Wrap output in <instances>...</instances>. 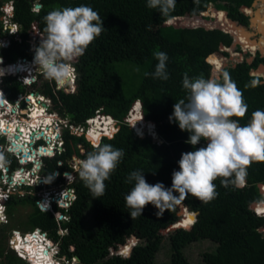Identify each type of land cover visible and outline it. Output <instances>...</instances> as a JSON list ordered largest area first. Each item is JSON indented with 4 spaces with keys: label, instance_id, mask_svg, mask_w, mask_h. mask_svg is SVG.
<instances>
[{
    "label": "trees",
    "instance_id": "16d2710c",
    "mask_svg": "<svg viewBox=\"0 0 264 264\" xmlns=\"http://www.w3.org/2000/svg\"><path fill=\"white\" fill-rule=\"evenodd\" d=\"M7 1L13 2L12 20L20 27V39H11L10 46L1 51L0 55L7 63L21 57L31 58L32 38L29 31L35 24L40 37L36 42L38 47L46 36L44 17L50 11L86 5L99 13L105 30L72 64L75 91L65 93L56 89L54 80H45L34 90L50 99L51 111L61 119H68L71 126L85 129L86 121L97 113L110 116L116 122L117 131L111 137H102L100 143L122 149L124 156L115 172L105 181L104 195L94 197L84 186L78 171L72 168L73 165L79 168L77 161L85 159L94 148L90 144L88 149L80 147L81 136L71 133L68 127L64 128L63 150L52 157L42 158L40 175L50 185L63 182V173H74L73 181L67 186L73 190L74 200L66 209L58 207H64V202L55 205L56 214L63 213L67 219L59 221L52 212L39 209V198L35 193L41 187L23 195H11L5 204L8 225L0 227V264H26L7 249L4 240L6 226L45 232L57 244L58 255L68 260L76 258L75 264H156V256L165 241L169 247L167 264H189L183 254L184 249L206 239L215 244V249L202 254L204 264H264V199L257 188V184L264 185V162L250 165L243 187L232 184L225 187L221 178L215 180L218 195L206 204L189 195L174 210L165 211L159 217L157 209L149 204L143 209L141 217L135 219H130L131 210L125 204V196L135 183L125 182L131 172H143L150 185L162 183L165 188H171L172 173L179 171L181 154L207 146L206 140H201L194 147L186 143L189 133L182 132L174 120L170 122L169 117L175 103L181 99L187 101L188 92L182 85L184 74L187 73L189 78L203 76L209 79L210 69L215 74V64L220 59L219 46L229 47L233 36L202 26L164 25L170 18L162 16L158 8H149L148 0H0V8ZM255 1L176 0L171 19L191 14L196 15L192 18L215 21L225 16L227 21L247 27L249 17L243 14L240 7H247L243 8L245 12ZM35 3L40 5L38 12L33 11ZM210 7L212 9L206 13ZM1 16L0 10V36H6L1 32ZM236 27L232 30L233 35ZM240 38L247 40L245 33H240ZM156 52H165L168 56L166 68L169 78L166 81L144 75L145 72L154 73L158 63L154 55ZM260 64H264V57L257 52L250 62L245 57L240 63H229L221 68L218 75L220 77L227 71L243 94L247 113L238 119L241 126L249 123L254 111L264 110L263 80L250 74ZM5 73L14 74L9 65L0 66V76ZM253 81L258 82L257 86H252ZM1 86L10 101L23 92L22 85L12 77L4 78ZM3 96L0 91V106L5 109L8 104H5ZM29 100L30 96L27 102ZM136 101L142 103L141 118L155 124L162 143L153 141L146 134L138 135L125 122ZM20 110L27 113L26 105ZM28 153L27 159L31 161L37 154H51V151L44 149L42 152L40 149L35 152L33 149ZM5 163L10 170L17 166L10 155H6ZM176 195L179 196V193ZM252 203L253 210L260 215L251 209ZM179 206L184 207L179 219L181 223L193 224L189 228H177L162 234V230L175 223L177 225L175 212ZM26 207L29 209L24 215L18 214L19 209ZM193 213L196 214L195 221ZM59 228L65 233L60 234ZM34 237L33 257L29 262L31 264L35 260V264H47L45 257L50 253L40 242L41 238ZM130 239L136 240L131 252L130 244L120 252L129 255L116 254L119 247ZM110 250L114 253L110 254Z\"/></svg>",
    "mask_w": 264,
    "mask_h": 264
},
{
    "label": "clouds",
    "instance_id": "9594fccd",
    "mask_svg": "<svg viewBox=\"0 0 264 264\" xmlns=\"http://www.w3.org/2000/svg\"><path fill=\"white\" fill-rule=\"evenodd\" d=\"M175 2L148 0L147 6L158 8L162 16L171 19ZM44 21L46 36L35 49L34 64L39 65L46 78L62 83L74 74L70 62L82 56L105 30L103 19L90 6L81 5L54 9L44 17ZM154 55L158 61L155 71L151 74L145 72L144 75L168 80L167 54L156 52ZM257 84V81L252 82L253 87ZM182 85L188 92L187 101L181 99L174 104L169 120H174L182 132L189 133L186 143L194 147L201 140H206L207 146L181 154L179 171L172 173L171 188H165L162 183L150 185L143 172H131L125 181L135 182L125 196L126 207L131 210L130 219L141 217L143 209L149 204L157 209L159 217L165 211L174 210L189 195L205 204L209 203L218 195L215 180L221 178L225 187L229 184L243 187L250 165L264 162V110L254 111L247 125L238 123V119L247 113V104L227 71L220 77L209 79L203 76L189 78L185 73ZM140 109L142 111V105ZM126 122L131 126L129 120ZM93 148L85 159L77 161L78 174L91 194L101 197L105 193V181L115 172L124 151L115 149L111 144H101L100 141H95ZM45 259L47 264H58L53 254L47 255ZM74 261L77 262V259Z\"/></svg>",
    "mask_w": 264,
    "mask_h": 264
},
{
    "label": "rangeland",
    "instance_id": "374dc122",
    "mask_svg": "<svg viewBox=\"0 0 264 264\" xmlns=\"http://www.w3.org/2000/svg\"><path fill=\"white\" fill-rule=\"evenodd\" d=\"M261 5H264V1L263 0H256L253 3V5H252V10L255 11V12L258 11L259 10V7ZM210 9H212V8L210 7L205 12L206 13H209V10ZM248 10H251V9L249 8ZM248 10H246L245 12L243 10L242 12H243L244 15H246V16L249 17V26H247V27H244L243 26V28L241 27L242 29L240 27H236L234 24H232L231 22H229L227 20L224 21L222 17L217 18V20H215V21H214V19H210L209 20V18H207L205 21H202V23L199 22L200 24L197 21L196 22L195 21H192V24H194V25L196 24L195 25L196 27L202 26L203 28H205L207 30H210V31L211 30L218 31V32L220 31L223 34L225 33L224 31H226V32L230 33L232 36H233V34H232L233 31L232 30L236 27V29H237L236 30L237 31V34L236 35L238 37H239L240 33L244 32L246 34V36H248L251 41L259 42V40H261L260 38H263L264 35L262 34V32L259 31V24L257 22H254L253 24L251 23V20L253 22L254 17H253V15H250L249 14V11ZM193 16H196V15L187 14V15H184L183 17H181L182 18L181 22L179 20H174L172 23H176L177 24L178 21H179L178 22V25H179V23H182V21L185 22V23L186 22L188 23L189 21H191V18ZM29 32H30V36L32 38L30 40V50L32 48V50L35 51V49L37 48L36 42L38 40H40V37L37 34H35L34 29H33V26H32V31H29ZM225 34L227 35V33H225ZM14 36L15 35H13V37ZM7 38L10 39L12 37L7 36ZM236 39L238 41H241V45H239V44L236 45V46H238L237 48L235 47L234 49H231L230 47H225V49H223V47H222L221 49H218V51H220L219 57H220V59H222V61H221L220 64L216 62L217 64H215V65H217L218 67L221 66L220 68H222V67L226 66L229 63L230 64L240 63V62H242V60L245 57H246L247 60L250 61V60H252L253 56L257 52L260 53L262 57H264V50H261L259 46L257 47V49L255 51H252V49H251L250 52L249 51H243L242 50V41H245V40L242 39V38H237V37H236ZM232 41L233 40L231 38V42ZM262 46L264 48V44ZM228 50H230V52H233L232 53L233 56L231 55V53ZM73 62H75V61L73 60V61L70 62L72 68H73V65H72ZM22 66L23 65H20V67H22ZM33 70L35 72L32 74L34 76V81L32 82V84L31 85H27V86H22V88H23V94H22L23 95L22 96L23 98H22V100H20L21 98L19 96H16L11 102L14 105H16V106L18 105L19 108L23 107V105H27L26 107L28 109H30V110H31V108L33 110V108H35V104H36V108H38V109L40 108L42 110V114L44 116H47L49 118V120L51 122V125L48 126L47 128H49V130H50L49 132H50L51 135H50L49 139H47V137H40L38 141L35 140L34 144H31V146H33L34 149H37L38 148L37 147L38 145H41V146H49V145H51V142L54 143V138H55L54 136L55 135H58V136H56L57 138L55 140V143L61 141L62 140V133H63V129L64 128H67V127L69 128L70 127L71 130H72V128H76V127L69 125L68 124V122H69L68 119H61L56 113L52 112L51 111L52 102L50 101V99H48L47 97L43 96L38 90H34V87L35 86L38 87L43 81L50 80V79H48V78L45 77V75L42 73L41 69L38 70L36 68H33ZM212 70L213 69L211 68L210 71H209V76H211V75L213 76L214 75L212 73ZM219 72H221V69L219 70ZM250 74L252 76L261 77L262 80L264 81V67L262 69L252 70ZM73 76H75V72H74V74L72 76H70V79ZM6 77H8V76L7 75L2 76L1 79H4ZM18 78H20V76H17L14 79L17 81ZM66 82L67 81H65L64 83H66ZM55 83H56V88H59L60 86H62V83H57V82H55ZM64 87L65 86H63V88ZM64 89H66V90L63 91L65 93H73L75 91V89H76V84H74V85H72L70 87L64 88ZM68 90L70 92H68ZM29 91L30 92L33 91L32 98H33V100L34 99L36 100L34 103L32 101H28L27 102V100L24 99V96H26V94L29 93ZM15 100H19V103L16 104L15 103ZM2 108L3 107L0 106V111H1ZM3 113H5V111ZM52 113H54V114H52ZM129 114H130V112H129ZM129 114H128V116H129ZM1 115L3 116L2 117V120L5 121V123H7V124L4 125L5 126V129L2 128L3 129L2 134H7L8 129L10 128L9 126H7V125H9V123H13L14 122V123H16L15 124V127H17L18 125H21V126H23V128L28 129V125H29L28 122L31 121L30 118H29L30 116L27 113H20L19 114V113L12 112V114H4L3 115L1 113ZM99 116H101V115H99ZM14 118H16V120ZM126 119L128 120V118H126ZM143 119H144V117H143ZM11 120H13V121L10 122ZM144 121H146V120L144 119ZM147 122H149V121H147ZM32 123H33V121H32ZM38 123H41V122H38ZM111 123H113L112 125L115 127V125H116L115 121L112 120ZM95 125H93V122L91 121V124H89V125L87 124V127L85 129H81V128L79 129L78 128L79 130H81L80 132H78L76 134L78 136H81L79 138V145H80V147L81 146H85V148L88 149L89 148V144L93 146L94 143L92 144V142H90V139L88 138L87 134H88V132L91 131L90 128L94 127ZM131 126H132V124H131ZM110 132H112V129L109 130V133ZM142 133H140V134H142ZM146 133L147 132L145 131V134ZM97 141H100L99 138L97 139ZM0 143L3 144L4 142H2V140H0ZM62 143H63V140H62ZM6 144L4 143L2 146L5 147ZM58 147L56 149H61V151L63 150V146H61V148H58ZM48 149H50V148H48ZM4 150L5 149H3L1 151V153H0V156H2V158L4 157L3 156L4 155L3 153H5ZM52 154H54V151L52 152ZM35 159L40 161L42 159V157H40L39 155H37L36 158H34V160ZM30 165H31L30 163L24 164V165H18V168H21L22 167L24 169L29 170L30 169ZM40 165L41 164H39V166ZM16 168H17V166H16ZM72 168H73L74 171H78V166L76 167L75 165H73ZM34 169L36 170L37 176L41 178L40 170L39 169H36V168H34ZM10 172H11V170H10ZM62 178H63V182L57 183V184H50L49 186H47V188L48 187H49V189L50 188H53L52 190H54V192H52L51 195H54L55 197H54V200L51 199V204H54V205L57 204V202H58L59 199H58V196L56 194L59 195L62 191H65V190H68L69 189L67 186H68V184L70 182L73 181V179H74V173H63L62 174ZM45 179L46 178H44V182H37L36 184H32L31 185V187H33V188H35V186H37V185L38 186L41 185V188H42V191L41 192L43 193L44 196H46L45 195V192L47 191V189L45 188L46 186H44V184L47 182ZM21 183L23 184L22 187L21 186H18V188L20 187V189L21 188H25V185L26 184H31V182H27V181H24V182H21ZM45 185H47V183ZM55 192H56V194H54ZM68 200L70 201L71 200V197H68ZM58 207H60V206H58ZM183 208H184L183 206H179V208L175 212V214L177 216V222L181 218V214H182V209ZM28 209L29 208H27V207L26 208H23V209H19V211H18L19 213L18 214L24 215L28 211ZM5 225H8L6 215H5L4 222L2 224H0V227H4ZM189 226L191 227V225H188V228H189ZM188 228H184V229H188ZM13 230H18L20 233L26 232V231H23V229H17V228H14V227H11L10 228V227H7V226L5 227V230H4L5 239L4 240H5V244H6L7 249L10 250V251H12L11 250L12 248L10 247L9 243H10V240H11L10 237L12 235V231ZM59 230L61 231L60 234L65 233V231L63 229H60L59 228ZM161 232H162V234L165 235V234H167V229L162 230ZM16 235H18V233ZM135 243H136V241H132L131 240L130 245L132 246ZM38 249H40V247ZM214 249H215V244L212 241L206 239V240H201L199 242H195V243L190 244L189 246H187L186 249H184L183 254H184V256L187 259V261H188L189 264H204V262L202 261V254L205 253V252H212ZM36 251L37 250H35V252ZM57 251H59V249ZM120 252H121V250L118 249V251L116 252V254H119V255H122V256H126L125 255L126 252H122L121 254H120ZM13 253L15 254V252H13ZM112 253H114V251L110 250V254H112ZM30 257H33V256L29 255L28 258L30 259ZM53 258L56 259V260H59L63 264H73V263L75 264L76 263L73 259L68 260L67 258L61 257L58 254H57V257H56V254L53 255ZM21 260L23 262H25L26 264H30V262L27 259H25V260L21 259ZM168 260H169V247H168L167 241H165L163 243V245H162V248L160 249V251L158 252V254L156 256L155 263L156 264H167L168 263ZM30 261H32V260H30ZM31 264H35V260H33L31 262Z\"/></svg>",
    "mask_w": 264,
    "mask_h": 264
},
{
    "label": "built area",
    "instance_id": "2783aa9c",
    "mask_svg": "<svg viewBox=\"0 0 264 264\" xmlns=\"http://www.w3.org/2000/svg\"><path fill=\"white\" fill-rule=\"evenodd\" d=\"M37 6H40V5L37 4V3H35L34 6H33V11L34 12H38L39 11L40 8H37ZM0 10H1V13H2V16H1L2 31L1 32L4 35H6V36H0V54H1V51L3 49H6V48H8L10 46L11 39H13V40H19L20 39V27H19V25L16 22H13V20H12L13 13H14V6H13V2L12 1L5 2L2 5V7L0 8ZM179 18H181V17L173 18L172 20H170V23L171 24H174L172 22L174 20H179ZM194 27H196V26L194 25ZM33 29H34L35 34L39 35V32H38L35 24H33ZM13 35H15V36L13 37ZM7 36L12 37V38L9 39V38H7ZM34 56H35V51H33L32 48H31V58H22L21 57V58H17V60H15V61H13L11 63H7L4 60V58L0 55V66H8V65L17 66V65H23V69H25L24 67H25V65H27L26 69H30L29 70L30 71L29 72V75H30L32 81L29 82V83H27L26 82L27 77L26 76H23L22 73H19V74H7V73H5V74H3V75L0 76V79H1L2 76H5V75H7L8 77H12V78H15L17 76H20V78H18L17 82H19L22 86L31 85L32 82L34 81V76L32 74L35 71L33 70V68H36V69L40 70L39 65L34 64ZM219 74H220V72L217 73L216 75L215 74L213 76L211 75L209 78L218 77ZM74 78H75V76L71 77V79L69 77V81H67L64 84L62 83V86H60L59 88H56V89H61L63 91L66 90L64 88L70 87V86H72V85L75 84V79ZM63 86H65V87L63 88ZM55 87H56V83H55ZM68 92H70V91L68 90ZM17 96H19L21 98L20 100H22L23 97H22L21 94H17ZM29 96H30V94L27 95V96H24V99L27 98V97H29ZM15 103L18 104L19 103V100H15ZM15 106L16 105H14V104L11 105V107H13V108H15ZM16 107H18V105ZM0 112L4 115V113H3L4 111L1 110ZM1 113H0V115H1ZM52 114H54V113H52ZM99 115L103 116V114L97 113L95 115V117H93L91 119H88L86 121V124H88V125L91 124V121L94 120L95 118L99 117ZM12 121L13 120H11L10 122H12ZM126 121L127 120H125V122ZM78 128L79 127L72 128L73 131L70 128L71 133L77 134L78 132H80L81 130H79V129L81 127L79 129ZM109 128L112 129V132L109 133L108 131H105V132L102 131L101 135L99 136V140L103 136L111 137L117 131V126L116 125H115V127L114 126L113 127L109 126ZM81 129H83V128H81ZM41 132H42V130H41ZM15 133H17V132L15 131ZM3 135L4 134H2L1 131H0V140H2V142H4L5 144L7 143L5 147L2 146L4 143L3 144L0 143V153H1V151L3 149H5L4 150L5 153H3L4 154L3 155L4 157L2 158V156H0V224H2L4 222V219H5V204H6V202L8 201V199H9V197L11 195H23L26 192L33 190V187H31L32 184H36L37 182H44V178L42 176H41V178L38 177L37 174H36V170L34 169V168H36V169H39L40 170V166L41 165L39 166V164H41V160L42 159L40 161L39 160H36V159L33 160V161H31V162L28 161L27 156L24 157L22 155L25 151L23 149H21L20 151H18V150H11L10 148L12 146L10 145V141L8 140V137L9 136L6 137L5 135L4 136ZM56 136H58V135H55L54 136L55 138L53 137L54 138V143L51 142V145H49V146H41V145H38L37 146L38 147L37 149H34L33 146H31V147L35 150V152L37 150H40V149H42V152H44L43 149L50 148L51 154L42 153V154H39V156L42 157V158H44V157H50V156L52 157V156H54V154L56 152H60L61 151V149H56V148L58 146H59L58 148H61V146H63L62 145L63 144L62 143V140L55 143V140L57 138ZM33 137H35V136H33ZM40 137H46V136L43 134V135H40L37 138H34V139L32 138L31 141H30V137H29V141H30V143L34 144L35 140L38 141ZM24 139L22 140V138H21L22 141L20 140L22 142L23 146L26 143V141ZM90 142H92V144L94 143V141H90ZM28 150H29V152H31L30 149H28ZM53 151H54V154H52ZM6 155L12 156L15 159V161H16V163L18 165H24V164L30 163L31 164L30 165V169L27 170V169H24L22 167L21 168H18V165H17V168L11 170V172H10V168L5 163ZM22 160H24V161L22 162ZM28 174H29V178L31 179L30 181L27 180L28 179V177H27ZM54 175H56V173H54ZM23 176L24 177L26 176L25 177L26 179H24ZM14 179H18V180L16 182L12 183V180H14ZM24 181L31 182V184H26L25 185V188H21V189H20V187L18 188V186H21L22 187L23 184L21 182H24ZM45 184H44V186H46L45 188L47 189V191L45 192V195L47 197L43 195V193L41 192L42 191V188H40L35 193L38 196V198H39L38 201H37V206L39 207V209H41L44 212H52L53 214H55L57 220H59V221H65L67 219V217L65 216V214H63V213L56 214V212H55V205L54 204H51V199L54 200V197H55L54 195H51L52 192H54V190H52L53 188H50L49 189V187L47 188V186H49V185H45ZM35 187H41V185H39V186L37 185ZM66 192L67 193L68 192L70 193L71 201H69L68 203H66V205L64 207H61L60 206L59 208L66 209V207H68L72 203V201L74 200V198H75L74 192H73L72 189H68V190L62 191L59 195L56 194V192H55L54 194H56L58 196V199H59L58 202H57V204H59L62 201H65L64 193H66ZM32 193L34 194V192H32ZM256 214H258V213L256 212ZM258 215H260V214H258ZM26 232L27 233L25 234V232L20 233L18 230H13L12 231V235L10 237L11 240H10L9 245L12 248L11 250L13 252H15V254L17 255V257H19V258H21L23 260L26 259L25 256L22 255L21 252L18 249H16L15 247H13L12 237L15 236V234H17V233H18L19 238L20 239H23V240H25L27 236H34V235H36L37 237H40L41 238L40 242L41 243L43 242V246H45L47 252H50L53 255L56 254V257H57V254H58V251H57L58 250V246H57L56 243H53L50 240V238L47 236V234L45 232H42L39 229H35L33 231H26ZM59 233H61L60 230H59ZM73 260H75V259L73 258ZM56 261L58 262V264H63L59 260H56Z\"/></svg>",
    "mask_w": 264,
    "mask_h": 264
},
{
    "label": "bare ground",
    "instance_id": "6f19581e",
    "mask_svg": "<svg viewBox=\"0 0 264 264\" xmlns=\"http://www.w3.org/2000/svg\"><path fill=\"white\" fill-rule=\"evenodd\" d=\"M248 11H249V14H251L253 10L251 9V10H248ZM256 16H258L257 20L262 23L263 22L262 18L264 16V5H261L259 7V10L256 11ZM222 18H223L224 21L226 20V17L225 16H222ZM179 20L181 21L182 18H179ZM192 21H195V22L197 21L198 23L199 22L202 23V21H205V20L197 19V18H191V21H189V22L192 23ZM183 23H185V22H183ZM253 23H254V20H253ZM224 32H226V31H224ZM235 33L237 34V31H235ZM262 34L264 35V32ZM260 39L261 40H259V42H257V43L255 42V44L252 43V42H249L248 44H245L246 42L245 41H242V43L244 44L243 47H245V48L248 47V48L254 49L255 46H257V47L259 46L261 50H264V48L262 46L264 44V36H263V38H260ZM234 41H235V39H234ZM231 55H233V54H231ZM221 61H222V59H219L217 61V63L220 64ZM9 67L12 70L13 73L15 72L14 74L22 73L23 76H26L27 77V79H26V82L27 83H29V82L32 81L31 80V77L29 75V72H30L29 70L30 69H26V67H27L26 65L24 67L26 70L23 69V66L20 67V65H17V66L9 65ZM220 67H218L217 65H215V75L217 73H219V70L221 69ZM65 81H69V78L65 79ZM64 82H62V83L64 84ZM32 96H33V94L31 93L30 94V100L29 101H32L34 103L36 100L35 99L33 100ZM140 106L141 105H140L139 102L134 103V105L132 106V109L130 111V114L128 116V120L132 124V126L136 128V130L138 132L142 133V132L146 131V132H149L150 134H153L154 128H153L152 123L150 122L151 125H145L144 124L145 121L141 118L142 111L140 109ZM2 111H5L4 114H12V112L19 113V114L21 113V110H20L19 107L13 108L10 105H7V107L5 109H3ZM26 111H27V114L30 116L29 118L31 120L30 122H28V124H29L28 125V129L23 128V126H21V125H18L17 127H15V124L16 123L13 122V123H9V125H7L10 128L8 129L7 134H4L6 137H8V136L11 137L12 136L11 135L12 133L13 134H16L15 131L17 132V130H19L20 131V136H21L22 140L25 138L24 140L26 141V143L23 146V144L21 142L22 140H21V141H17L16 144L23 146L22 149L25 151V154L29 152L28 149H30V151L33 150V148L31 147V144H30L31 139L29 141V137H30L31 133H34L35 134L34 135L35 137H33V139L34 138H37V137H39L40 135H43V134L47 137V139H49V137L51 135L50 132H49L50 131L49 128H47L48 126L51 125V122H50V120H49V118L47 116H44L42 114V110L40 108L39 109L36 108V104H35V108H33V110H32V108L30 110V109H28L26 107ZM2 117L3 116L0 115V131H1V133L3 132V129L2 128L5 129V126L4 125L7 124V123H5V121L2 120ZM108 118L105 117V116H99V117L95 118L94 120H92L93 125H95V124L96 125L94 127L90 128L91 131L88 132V134H87V136H88L89 139H91V140H93L95 142V141H97V139L101 135V132L102 131H108L109 132V130L111 129V128H109V126L112 125V123H111L112 121H111V118L110 117H108ZM14 119L16 120V118H14ZM32 121H33V123H32ZM38 122H41V123H38ZM41 130H42V132H41ZM46 150H50V149L47 148ZM33 160L34 159H31V161H33ZM25 177L23 176L24 179H26ZM27 177H28V179H27L28 181L31 180L29 178V174H28ZM18 179L12 180V183L16 182ZM261 190H262V194L264 195V185H261ZM68 197H70V193L69 192L68 193L67 192L64 193L65 201H62L60 203H63L64 202L65 205H66V203L69 202ZM176 226L177 227H188V225L182 224L181 223V220H179L177 222V225ZM35 242H36V237H34V236L33 237L32 236L31 237H26L25 240L20 239L19 236L16 235V234H15V236L12 237L13 247H15L16 249H18L21 252V254L24 255L25 258L28 261H29V258L28 257H29V255H31V250H32Z\"/></svg>",
    "mask_w": 264,
    "mask_h": 264
},
{
    "label": "water",
    "instance_id": "95a60500",
    "mask_svg": "<svg viewBox=\"0 0 264 264\" xmlns=\"http://www.w3.org/2000/svg\"><path fill=\"white\" fill-rule=\"evenodd\" d=\"M37 8H40V6H37ZM243 8H247V7H240V10L241 11H243ZM250 9H252V7L250 8ZM226 13V12H225ZM227 15V14H226ZM230 21H232L231 19H230ZM179 22V21H178ZM178 22H177V24L176 23H174L173 25L174 26H182V27H194V24H192V23H190V22H188V23H179V25H178ZM232 23H234L236 26H238L239 24L237 23V22H234V21H232ZM251 23H252V21H251ZM171 23L170 22H166L164 25H170ZM238 27H242L243 28V26L242 25H239ZM241 28V29H242ZM236 45H237V43L233 40L232 42H231V44H230V48L231 49H234L235 47H236ZM223 47V49H225V46H223V45H220L219 46V49H221ZM248 62H250L249 60H247ZM264 67V65L263 64H260L259 66H258V69H261V68H263ZM18 69V68H17ZM261 83H263V82H261ZM140 103V105H142V103L141 102H139ZM142 115H143V113H142ZM145 123H150V121L149 122H147V121H145ZM152 123V125H153V128H154V132H153V134H150L149 132H147L146 133V135H148V136H150V137H152V139H153V141H156V142H158V143H162V140H160L159 138H158V135H157V133H156V131H155V124L153 123V122H151ZM145 133V131L142 133V134H139L140 136H143V134ZM42 134V133H41ZM12 136L11 137H8V140L10 141V145L12 146L10 149L11 150H18V151H20L21 149H22V145H17L16 144V142L17 141H20L21 140V136H20V131L19 130H17V133L16 134H11ZM33 136H34V133H31V135H30V139H32L33 138ZM30 144H32V143H30ZM17 151V152H18ZM43 151H44V149H43ZM29 154V153H28ZM27 154V155H28ZM24 157H26L27 155L25 154V152L22 154ZM257 188H258V192H259V194L262 196V197H264V195L262 194V190H261V184H257ZM253 204L254 203H252L251 204V209L253 210ZM194 215H193V219H194V221H195V219H196V214L195 213H193ZM176 225V223L175 224H173V225H171L169 228H167V233L168 232H170V231H173V230H175V229H177V228H182V227H174ZM131 240L132 241H136L135 239H130V240H128L124 245H122V246H120L119 247V250H121L122 248H124L127 244H130L131 243ZM134 245V244H133ZM132 245V246H133ZM132 246L130 247V251H129V253L131 252V249H132ZM129 253L127 254V255H129Z\"/></svg>",
    "mask_w": 264,
    "mask_h": 264
},
{
    "label": "flooded vegetation",
    "instance_id": "af4514ba",
    "mask_svg": "<svg viewBox=\"0 0 264 264\" xmlns=\"http://www.w3.org/2000/svg\"><path fill=\"white\" fill-rule=\"evenodd\" d=\"M250 15H253V17H254V22H257V23L259 24V31L263 33V32H264V16H263V18H262L263 22L261 23V22H259V21L257 20L258 16H256V12H255V11H252V13H251ZM252 19H253V18H252ZM252 24H253V22H252ZM242 33H244V32H242ZM235 35H236V33L234 32V35H233V36H234L235 40H236L237 42H239L240 45H241V41H238V40L236 39V37H237V38H240V35H239V37H238L237 35H236V36H235ZM245 42H246L245 44H248L249 42H252V43L255 44V42H254V41H251V40L249 39L248 36H247V40H245ZM256 43H257V42H256ZM243 45H244V44L242 43V50H243V51H249V52L251 51L252 48H248V47L245 48V47H243ZM256 49H257V46H255L254 49H252V51H255ZM252 53H253V52H252ZM260 55H261V54H260ZM254 57H255V55L253 56V58H254ZM253 58H252V59H253ZM262 82L264 83V81H262ZM2 83H3V79H0V87H1L0 90H1V92L3 93V95H4V96H3V98H4V102L6 103V105L8 104V105L11 106L13 103L7 98V96H6V94H5L4 90H3V88H2V86H1ZM31 93L33 94V91H31V92L29 91V93H27L26 96L29 95V94H31ZM20 94L22 95L23 92L20 93ZM22 96H23V95H22ZM26 99H27V98H25V100H26ZM6 105H5V106H6ZM1 110H3V108H2ZM15 115H16V114H15Z\"/></svg>",
    "mask_w": 264,
    "mask_h": 264
},
{
    "label": "snow or ice",
    "instance_id": "6c2138e0",
    "mask_svg": "<svg viewBox=\"0 0 264 264\" xmlns=\"http://www.w3.org/2000/svg\"><path fill=\"white\" fill-rule=\"evenodd\" d=\"M189 223H190V221H189Z\"/></svg>",
    "mask_w": 264,
    "mask_h": 264
}]
</instances>
